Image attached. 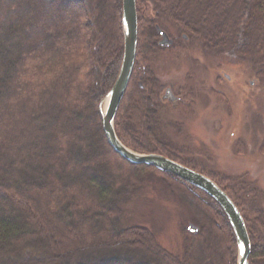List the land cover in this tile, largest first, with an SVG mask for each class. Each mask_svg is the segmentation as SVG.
<instances>
[{"label": "trees", "instance_id": "1", "mask_svg": "<svg viewBox=\"0 0 264 264\" xmlns=\"http://www.w3.org/2000/svg\"><path fill=\"white\" fill-rule=\"evenodd\" d=\"M67 1L0 0V264H237V238L221 205L172 173L164 172L201 225L182 255L149 228L124 226L144 169L156 168L127 161L103 129L101 102L124 56L123 0H69L75 10ZM136 7V62L116 113L117 136L133 151L190 167L159 142L154 126L156 26L173 25L203 47L234 51L264 68V0H136ZM147 29L156 33L145 51ZM207 176L245 220L249 264H264V211ZM199 238L216 249V260Z\"/></svg>", "mask_w": 264, "mask_h": 264}, {"label": "rangeland", "instance_id": "2", "mask_svg": "<svg viewBox=\"0 0 264 264\" xmlns=\"http://www.w3.org/2000/svg\"><path fill=\"white\" fill-rule=\"evenodd\" d=\"M65 7L75 10L77 5L68 0ZM145 9L148 18H154L149 3ZM145 31L146 51L156 32ZM165 31L174 43L161 46L158 34L155 40L161 48L151 57L150 65L159 83L154 123L159 142L190 168L211 175L230 192L243 195L242 201L252 210L264 211L263 66L234 51L203 47L173 25L167 24ZM139 65L143 70L147 63L140 59ZM135 80L140 84L143 81L140 74ZM167 88L177 100L165 95ZM106 97L101 102L103 109ZM171 182L157 168L144 169L121 219L124 226L149 228L164 248L180 256L201 225L190 202L177 187L172 188ZM251 220L255 231L256 221ZM190 223L199 230L190 231ZM199 239L204 253L209 252L211 261L216 260V249L211 251L206 239Z\"/></svg>", "mask_w": 264, "mask_h": 264}, {"label": "water", "instance_id": "3", "mask_svg": "<svg viewBox=\"0 0 264 264\" xmlns=\"http://www.w3.org/2000/svg\"><path fill=\"white\" fill-rule=\"evenodd\" d=\"M156 28L161 35L160 45H171L173 40L169 37L168 33L159 25H157ZM123 29L125 45L121 69L115 84L106 97L107 104L105 109H103L101 105L103 129L107 141L117 153L130 163L146 164L162 172L172 173L211 195L225 211L235 232L239 248L237 264H249L251 241L245 220L234 201L215 181L203 173L191 169L162 154L137 153L123 144L117 136L115 130V117L132 76L137 54L138 15L136 0H123ZM166 95L169 96L171 100H175L171 88L166 90ZM188 229L197 232L199 227L190 223ZM241 245H243V247H241Z\"/></svg>", "mask_w": 264, "mask_h": 264}, {"label": "bare ground", "instance_id": "4", "mask_svg": "<svg viewBox=\"0 0 264 264\" xmlns=\"http://www.w3.org/2000/svg\"><path fill=\"white\" fill-rule=\"evenodd\" d=\"M160 44V43H159ZM162 46V45H161ZM137 55V54H136ZM135 62H136V60H135ZM135 66V65H134ZM131 79V78H130ZM146 154V153H145ZM169 158V157H168ZM190 168V167H189ZM192 169V168H191ZM176 176V175H175ZM178 177V176H177ZM187 182V181H186ZM230 197V196H229Z\"/></svg>", "mask_w": 264, "mask_h": 264}, {"label": "flooded vegetation", "instance_id": "5", "mask_svg": "<svg viewBox=\"0 0 264 264\" xmlns=\"http://www.w3.org/2000/svg\"><path fill=\"white\" fill-rule=\"evenodd\" d=\"M160 38H161V37H160ZM160 40H161V39H160ZM160 40H159V42H160ZM167 89H168V88H167ZM167 89H166V90H167ZM166 90H165V93H166ZM169 98H170V97H169ZM177 98H178V97L176 96V100H177Z\"/></svg>", "mask_w": 264, "mask_h": 264}, {"label": "snow or ice", "instance_id": "6", "mask_svg": "<svg viewBox=\"0 0 264 264\" xmlns=\"http://www.w3.org/2000/svg\"><path fill=\"white\" fill-rule=\"evenodd\" d=\"M241 247H243V245H241Z\"/></svg>", "mask_w": 264, "mask_h": 264}]
</instances>
